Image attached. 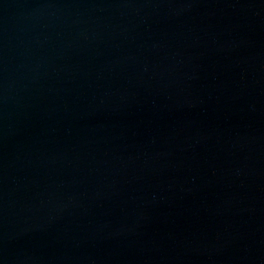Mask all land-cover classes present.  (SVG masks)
Wrapping results in <instances>:
<instances>
[{"label": "water", "instance_id": "95a60500", "mask_svg": "<svg viewBox=\"0 0 264 264\" xmlns=\"http://www.w3.org/2000/svg\"><path fill=\"white\" fill-rule=\"evenodd\" d=\"M0 264H264V0H0Z\"/></svg>", "mask_w": 264, "mask_h": 264}]
</instances>
